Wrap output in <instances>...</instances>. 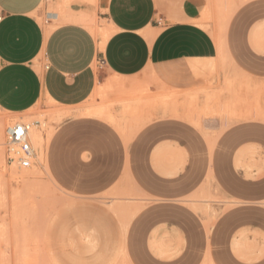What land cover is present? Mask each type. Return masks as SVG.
I'll return each mask as SVG.
<instances>
[{"label": "rangeland", "instance_id": "1", "mask_svg": "<svg viewBox=\"0 0 264 264\" xmlns=\"http://www.w3.org/2000/svg\"><path fill=\"white\" fill-rule=\"evenodd\" d=\"M46 3L47 11L62 13L49 0L42 11ZM216 6L207 20L223 32L225 3ZM72 16L85 18L65 13L63 19ZM38 19L42 23L43 14ZM151 84L147 74H106L99 91L77 106L41 100L18 114L0 109V264H264V196L227 193L219 175L222 168L234 180L264 183V137H224L231 126H264L259 90L250 84L243 99L247 84L239 82L202 101L161 88L152 94ZM226 93L235 97L230 104ZM101 109L107 113L96 116ZM83 110L88 114L79 115ZM167 117L196 129L195 143L205 152L189 154L162 142ZM246 118L250 122L237 121ZM32 120L45 122L43 161L29 136L36 163L19 169L5 161L15 155L3 146L4 130ZM199 167L205 171L191 193L168 195L169 182ZM240 199L246 203L235 204ZM234 239L240 249L260 248L261 256L242 262L233 253Z\"/></svg>", "mask_w": 264, "mask_h": 264}, {"label": "crops", "instance_id": "2", "mask_svg": "<svg viewBox=\"0 0 264 264\" xmlns=\"http://www.w3.org/2000/svg\"><path fill=\"white\" fill-rule=\"evenodd\" d=\"M43 1L0 0L3 111L22 113L41 100L63 107L80 105L99 91L106 74L121 78L151 75L152 94L161 88L176 93L179 99L197 95L202 101L239 82L247 84L241 92L247 98L252 84L259 90V105L264 106V0H223V32L207 20L215 17L219 0H49L62 13L47 11V3L42 11ZM65 13L87 20L73 16L65 20ZM94 20L103 21L104 26L96 23L98 30L93 31L83 24ZM98 59L104 65L95 70ZM223 99L230 104L235 97L226 93ZM161 122L166 137L162 142L189 154L205 152L204 145L195 143L200 138L198 131L186 121L167 117ZM261 136L264 126L249 123L228 127L224 135L242 141ZM204 171L205 167L191 169L194 173L184 180L169 182L168 195L191 193ZM219 175L227 193L237 191L253 199L264 196V183L234 180L222 168ZM241 203L246 201L235 202ZM235 240L233 253L242 262H254L261 256L260 248L240 249ZM156 246L153 239L151 248Z\"/></svg>", "mask_w": 264, "mask_h": 264}, {"label": "built area", "instance_id": "3", "mask_svg": "<svg viewBox=\"0 0 264 264\" xmlns=\"http://www.w3.org/2000/svg\"><path fill=\"white\" fill-rule=\"evenodd\" d=\"M2 14L0 12V20ZM104 65L103 59H98L97 67ZM5 137L11 152L15 155L19 169L29 170L34 164L35 150L28 138V125L22 122H15L6 125Z\"/></svg>", "mask_w": 264, "mask_h": 264}, {"label": "bare ground", "instance_id": "4", "mask_svg": "<svg viewBox=\"0 0 264 264\" xmlns=\"http://www.w3.org/2000/svg\"><path fill=\"white\" fill-rule=\"evenodd\" d=\"M78 19V18H77ZM82 20V19H80ZM83 21V20H82ZM85 21V20H84ZM90 29L93 30V31H97L98 28L97 26L95 25V20L93 22H87ZM130 108V107H129ZM107 110V109H106ZM94 112V111H93ZM109 112V111H108ZM79 113V112H78ZM106 114L107 112H105L104 110H98V111H95V115L96 116H101L103 114ZM68 114V113H67ZM71 114V113H70ZM84 115V114H88L86 111H81L79 113V115ZM108 115V114H107ZM52 116V115H51ZM59 116L61 115H58L56 119L59 118ZM65 116V115H64ZM49 117V116H48ZM108 117L110 118V115H108ZM51 118V117H50ZM58 121V120H57ZM61 121V120H60ZM8 122H12L11 120H9ZM11 124V123H9ZM27 124V123H26ZM28 125V124H27ZM44 126H45V122L42 120V121H38V120H32L30 121L29 125H28V138L29 136L31 137V140L33 142H35L39 148H40V159H42L43 161V145H44V140H45V137H44V134H43V130H44ZM1 122H0V143L2 142V129H1ZM51 130V129H50ZM51 132V131H50ZM30 140V138H29ZM30 140V142H31ZM32 145V143H31ZM3 146L4 148L8 147V151L11 153V148L8 146V143H7V140H6V137L4 135V142H3ZM33 146V145H32ZM11 156V155H9ZM6 163L10 164V165H13V166H16L17 167V160H16V157H10V158H7L6 160ZM36 163V153H35V158H34V164ZM33 164V165H34ZM2 204V203H1ZM4 236V235H3ZM6 238H7V235H6ZM19 238V237H18ZM8 248V247H7ZM23 262V261H22Z\"/></svg>", "mask_w": 264, "mask_h": 264}]
</instances>
